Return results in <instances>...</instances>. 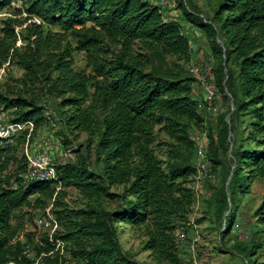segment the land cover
Segmentation results:
<instances>
[{"label":"trees","instance_id":"trees-1","mask_svg":"<svg viewBox=\"0 0 264 264\" xmlns=\"http://www.w3.org/2000/svg\"><path fill=\"white\" fill-rule=\"evenodd\" d=\"M173 2L169 9L208 42L223 104L214 125L198 109L197 79L187 68L189 38L161 6L145 0H0V12L9 10L0 18V107L14 122H34L32 141L49 125L44 109L51 104L59 110L54 113L66 146L79 152L76 141L85 134L84 153L57 164L59 189L53 181L24 176L25 133L10 145L0 139V264H134L122 249L119 223L145 228L144 248L156 262L181 264L175 231L192 228L195 198L185 186L196 174L191 131L204 127L219 180L206 183L205 208L195 223L211 218L220 246L227 236L243 264H264V195L251 214L249 236L240 240L231 233L244 210L241 200L264 180V0H212L210 14L192 0ZM80 51L85 66L76 70L72 56ZM160 134L166 136L164 166L154 153ZM68 187L88 199L85 207L64 202ZM106 199L119 204L109 210ZM50 205L62 253L46 232L25 229L32 211Z\"/></svg>","mask_w":264,"mask_h":264},{"label":"rangeland","instance_id":"rangeland-1","mask_svg":"<svg viewBox=\"0 0 264 264\" xmlns=\"http://www.w3.org/2000/svg\"><path fill=\"white\" fill-rule=\"evenodd\" d=\"M196 6L200 7L203 12L211 13V4L212 0H192ZM173 0H167L165 7H162V10L166 12L169 16L172 11L167 5H172ZM12 6H16L15 3H12ZM4 13L9 14V10L6 9ZM180 23L182 25V31L185 35L188 36L191 48H192V62L200 63L206 57H211V51L208 46V42L205 41L200 31L194 29L188 22L178 16ZM74 61V68L76 70H81L85 66V55L83 52H76L72 56ZM2 75H5V71H2ZM2 76V77H3ZM2 82V78H0ZM1 88V83H0ZM195 94L202 95L200 88H197V85H194ZM220 100V109L219 113L223 109L222 99L218 94ZM53 112H59L57 107L54 105H49ZM214 125L215 121H211ZM206 130L207 128L204 127ZM46 133L50 134L54 140H50L48 137L49 145L51 146L52 154L54 161L57 164H66L67 162H75L79 154L84 153L85 146V134L81 133L77 139V144H80V151L77 152L70 145L66 146L64 143L63 136L61 134V124L52 119L49 125L41 126L37 133L36 138L34 139H43L48 136ZM158 140L161 142L160 145L155 147V155L158 160L161 161V165L164 166V151L165 146L163 142L166 141V136L160 134ZM158 142V141H157ZM57 146V148H54ZM61 149V150H60ZM229 152V151H228ZM91 161H93V155H90ZM219 178L216 177L215 181L217 182ZM185 186L191 188L194 193V201L189 208L188 220L191 223L192 228L188 229L186 232L180 226L177 227L175 231L176 241L179 247V253L181 257V264H243L242 257L239 253L235 252L233 249V241L227 240L225 246H220L219 233L216 230H213L215 227L214 221L209 217H204L199 223H195V220L202 216V211L205 206L203 204V196H205V189L201 186V183L198 184L195 177L190 178ZM66 197L64 202L72 208H82L86 206L88 199L83 196L78 190L73 187H68L66 190ZM111 192H120L119 187L111 188ZM264 195V180L260 179L255 181L252 184V192H250L246 197L241 200L243 205V211L240 214L239 220H237L232 228V235L235 238L240 240L249 236L250 224L252 222L251 214L253 210L261 203L262 196ZM119 204V200H105L104 206L109 210H114ZM26 207L21 210V212H27ZM35 216H40L44 211L37 209L32 211ZM25 229L34 230L33 221L27 216L25 219ZM60 229V227H59ZM183 230V231H182ZM44 231L37 232L38 234L43 233ZM119 240L122 246V249L127 252L134 264H164L158 263L151 256L149 250L144 248V242L147 239L146 230L143 226L141 227H131L129 224L119 223L118 225ZM23 235L20 236L22 238ZM264 237V234H263ZM64 250V249H63ZM259 260H264V252L259 256ZM68 264H79L76 260L70 261Z\"/></svg>","mask_w":264,"mask_h":264},{"label":"built area","instance_id":"built-area-1","mask_svg":"<svg viewBox=\"0 0 264 264\" xmlns=\"http://www.w3.org/2000/svg\"><path fill=\"white\" fill-rule=\"evenodd\" d=\"M151 5H158L165 7L167 0H145ZM169 8L174 7L167 5ZM171 10V9H170ZM172 14L167 15L164 12L166 19L179 20L180 13L176 10H171ZM9 15L8 13L0 12V18ZM35 22L39 23L37 19ZM212 58L206 57L200 63H193L192 60L188 64L187 68L191 75L197 79V88H200L203 92L199 98L198 109L201 115L214 120L220 109V100L218 93L213 82L212 75ZM3 69L0 71V77ZM44 114L49 121L55 120L59 122L58 117L51 110L49 106L44 109ZM34 130V122L28 120L23 122H14L10 119V116L6 111L0 107V139L6 145L13 144L17 136L21 133H25V142L22 147V153L26 162L25 177L30 181H53L57 188L61 187L57 172V163L54 161L51 146L49 141L45 139L31 140ZM46 137H50V134ZM191 138L194 142L193 148V162L196 167L195 179L198 184L204 187L206 183H213L215 180V174L212 172V165L207 157V151L209 146V135L204 128H193L191 131ZM45 140V141H44ZM34 230L37 232L44 231L47 233L48 239L55 244V249L63 252L64 242L54 238L55 232L58 230V220L56 216L51 212V205L45 208L44 213L40 216L33 217ZM183 231V230H182ZM13 264V263H10Z\"/></svg>","mask_w":264,"mask_h":264},{"label":"crops","instance_id":"crops-1","mask_svg":"<svg viewBox=\"0 0 264 264\" xmlns=\"http://www.w3.org/2000/svg\"><path fill=\"white\" fill-rule=\"evenodd\" d=\"M171 13H172V12H171ZM196 95H198V94H196ZM199 96H200V95H199ZM46 134L49 135L48 133H46ZM50 138H51L50 140H52V139L54 140V139H55V138H53L51 135H50ZM43 139L47 140V142H48V137H44ZM45 140H44V141H45ZM54 148H57V146H54ZM60 150H61V149H60Z\"/></svg>","mask_w":264,"mask_h":264},{"label":"water","instance_id":"water-1","mask_svg":"<svg viewBox=\"0 0 264 264\" xmlns=\"http://www.w3.org/2000/svg\"><path fill=\"white\" fill-rule=\"evenodd\" d=\"M217 41L219 42V43H221V41L219 40V39H217ZM231 109L233 110L234 109V107H231ZM229 116V115H228ZM228 116H227V118H228ZM231 146V145H230ZM231 149V148H230ZM230 149H229V154H230Z\"/></svg>","mask_w":264,"mask_h":264}]
</instances>
